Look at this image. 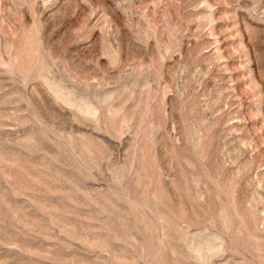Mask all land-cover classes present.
<instances>
[{"label":"rangeland","instance_id":"1","mask_svg":"<svg viewBox=\"0 0 264 264\" xmlns=\"http://www.w3.org/2000/svg\"><path fill=\"white\" fill-rule=\"evenodd\" d=\"M0 264H264V0H0Z\"/></svg>","mask_w":264,"mask_h":264}]
</instances>
